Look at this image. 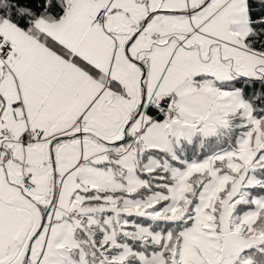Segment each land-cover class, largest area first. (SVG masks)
<instances>
[{"label": "snow or ice", "instance_id": "6c2138e0", "mask_svg": "<svg viewBox=\"0 0 264 264\" xmlns=\"http://www.w3.org/2000/svg\"><path fill=\"white\" fill-rule=\"evenodd\" d=\"M0 264H264V0H0Z\"/></svg>", "mask_w": 264, "mask_h": 264}]
</instances>
